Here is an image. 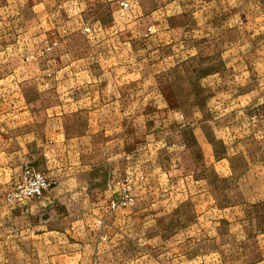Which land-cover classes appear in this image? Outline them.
Here are the masks:
<instances>
[{"label":"rangeland","instance_id":"rangeland-1","mask_svg":"<svg viewBox=\"0 0 264 264\" xmlns=\"http://www.w3.org/2000/svg\"><path fill=\"white\" fill-rule=\"evenodd\" d=\"M131 2V17L101 3L89 32L12 47L0 103L24 105L33 139L0 170V264L99 263L63 233L34 236L35 199L6 200L26 169L55 186L33 157L55 140L115 181L109 207L132 198L110 264H264V0Z\"/></svg>","mask_w":264,"mask_h":264},{"label":"crops","instance_id":"crops-1","mask_svg":"<svg viewBox=\"0 0 264 264\" xmlns=\"http://www.w3.org/2000/svg\"><path fill=\"white\" fill-rule=\"evenodd\" d=\"M105 2L110 3L116 13L123 11L131 17V0H0V82L8 78L10 57H18L14 51L10 55L12 47L19 50L20 43L23 44L26 39V32L33 34L35 40L37 34L46 31L94 29L99 24L93 22L94 13ZM121 3L127 4V8H123ZM96 20L101 22L98 18ZM10 34L11 42L8 38ZM25 109L22 103L13 104L12 107L0 103V157L5 160L0 165L2 172L6 173L9 169L8 161L24 159L26 150L23 143L29 137V140L33 139L32 134L26 131H29L31 123L26 121ZM51 109L44 108V111ZM53 121L56 123L55 119L45 120L44 136L54 135L55 130H50ZM12 144H16V147L11 148ZM35 156L42 159L46 175L54 180L55 186L28 204L23 211L41 217L33 221V233L41 232L34 236L63 233L66 241L67 236L73 239V246L88 249V252L99 256L96 259L98 264H110L108 256L115 253L119 231L129 220L125 214H118V209L109 212L108 204L118 195L115 181L108 179L104 184L94 167H78L77 160H81V155L77 157L74 151L70 152L65 141H46ZM71 164L77 166L70 167ZM21 173L16 172L15 175ZM107 206L108 211L105 210ZM24 207L20 205L17 210L22 211ZM56 207L66 214L56 215L55 219L51 212H55ZM98 222L102 225L99 226Z\"/></svg>","mask_w":264,"mask_h":264},{"label":"built area","instance_id":"built-area-1","mask_svg":"<svg viewBox=\"0 0 264 264\" xmlns=\"http://www.w3.org/2000/svg\"><path fill=\"white\" fill-rule=\"evenodd\" d=\"M121 6L127 8V4L121 3ZM84 32H89V28H85ZM49 184L43 174L32 169H26L19 180L14 184L13 188L7 193L6 200L8 202H24L36 199L43 195ZM132 198L128 194L122 195L120 201L112 203L110 209L114 210L117 206L125 207L131 202ZM99 226L101 222L97 223Z\"/></svg>","mask_w":264,"mask_h":264}]
</instances>
